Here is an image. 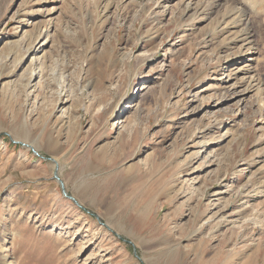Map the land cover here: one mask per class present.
I'll list each match as a JSON object with an SVG mask.
<instances>
[{"label": "rangeland", "instance_id": "1", "mask_svg": "<svg viewBox=\"0 0 264 264\" xmlns=\"http://www.w3.org/2000/svg\"><path fill=\"white\" fill-rule=\"evenodd\" d=\"M183 1L0 0V264H264V0Z\"/></svg>", "mask_w": 264, "mask_h": 264}, {"label": "bare ground", "instance_id": "2", "mask_svg": "<svg viewBox=\"0 0 264 264\" xmlns=\"http://www.w3.org/2000/svg\"><path fill=\"white\" fill-rule=\"evenodd\" d=\"M229 1H231V0H204V1H201V0H184L183 1V6H184L183 11H184V13H188L191 10H194V15L205 14V15H203V18L201 20V21H204V20H208L209 16L213 15L216 11H219V9L221 7L225 6L226 4H230L231 2H229ZM240 5H241V2H240ZM193 7H195V8L193 9ZM229 10L231 13L230 16H235L234 17L235 21L233 20L234 22H224L222 24V26H225V28H226L227 26L231 25V27L234 26L235 28H237L238 31L236 32V35L234 37L235 42L241 43L242 44L241 46L245 49H248L249 51L256 50L254 47V40H253L254 36H253L252 30H251L252 27H250L251 22H252V19L250 16V14H251L250 9L247 7V5L242 4L240 7H235V8L229 9ZM223 20H225V19H223ZM43 47H45V44H43L40 49H42ZM244 57H246V55H244ZM244 61H245V63H244L245 68L243 70L238 69L237 72L235 73V77L237 78L238 75H240V74H243V76H244L245 73H251L252 76L249 77L250 81L248 80V78H245V76H244L240 79V82H239L240 84L246 85L245 92L247 94V93L251 92L253 88H256L258 85V80L256 79V76L254 73L255 70H257L255 68V63H256L255 54H252L250 58H248V57L245 58ZM35 74L37 75V71L35 72ZM230 78L232 79L231 76H230ZM239 85L236 84L234 86L235 89L238 88ZM224 99H226V97ZM13 138H14L15 142L16 141H18V142L23 141L25 144H22V143H20V144H22L23 146H27L28 149L34 148L36 152H40L42 150V147L39 146L36 142H30L27 140H20L17 138V136H14V135H13ZM47 149L52 150V145H48ZM54 163H55L54 164L55 168H56V165L59 166L58 173H61L63 167L59 163H57L56 160L54 161Z\"/></svg>", "mask_w": 264, "mask_h": 264}, {"label": "water", "instance_id": "3", "mask_svg": "<svg viewBox=\"0 0 264 264\" xmlns=\"http://www.w3.org/2000/svg\"><path fill=\"white\" fill-rule=\"evenodd\" d=\"M14 143H18V142H15ZM51 161L54 162L53 159H49ZM59 166L56 165V168H55V171H54V177L55 179L58 181L59 185L61 186L62 190H63V194L65 197L69 198L76 206H78L79 208L83 209L85 212L87 213H90L89 210H87L86 208H84L78 201L75 197H73L72 195H68L67 191L65 190V185H64V182L61 180L60 176H59ZM97 219L99 220V217H97ZM99 222L101 223V225L105 226V227H108L106 224L102 223L101 220H99ZM130 243V242H128ZM135 255L138 259H140V257L137 255V253L135 252Z\"/></svg>", "mask_w": 264, "mask_h": 264}]
</instances>
